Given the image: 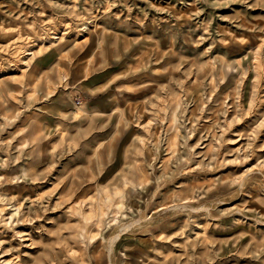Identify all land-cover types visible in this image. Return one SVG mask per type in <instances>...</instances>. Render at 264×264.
<instances>
[{
    "label": "rangeland",
    "instance_id": "1",
    "mask_svg": "<svg viewBox=\"0 0 264 264\" xmlns=\"http://www.w3.org/2000/svg\"><path fill=\"white\" fill-rule=\"evenodd\" d=\"M0 264H264V0H0Z\"/></svg>",
    "mask_w": 264,
    "mask_h": 264
}]
</instances>
